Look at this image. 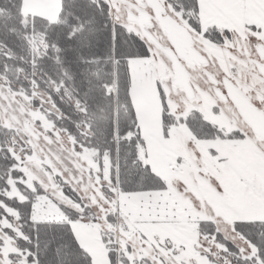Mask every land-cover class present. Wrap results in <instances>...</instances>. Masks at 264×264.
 <instances>
[{"label": "snow or ice", "instance_id": "snow-or-ice-1", "mask_svg": "<svg viewBox=\"0 0 264 264\" xmlns=\"http://www.w3.org/2000/svg\"><path fill=\"white\" fill-rule=\"evenodd\" d=\"M0 264H264V0H0Z\"/></svg>", "mask_w": 264, "mask_h": 264}]
</instances>
